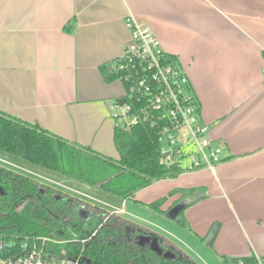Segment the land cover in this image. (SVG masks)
<instances>
[{"label":"crops","instance_id":"0c3cea01","mask_svg":"<svg viewBox=\"0 0 264 264\" xmlns=\"http://www.w3.org/2000/svg\"><path fill=\"white\" fill-rule=\"evenodd\" d=\"M129 14L178 57L223 161L113 198L175 220L215 264L264 257V0H0V111L118 158L125 87L101 67L130 42ZM183 201L187 225L168 216Z\"/></svg>","mask_w":264,"mask_h":264},{"label":"trees","instance_id":"16d2710c","mask_svg":"<svg viewBox=\"0 0 264 264\" xmlns=\"http://www.w3.org/2000/svg\"><path fill=\"white\" fill-rule=\"evenodd\" d=\"M168 59L178 60L166 53ZM117 60L101 67L107 82L125 84V69ZM115 63V64H114ZM114 158L70 141L38 123L0 111V149L81 183L128 199L159 180L186 170L162 160L157 128L140 122L130 128L116 125ZM231 157H226L228 160ZM0 256L18 257L45 242L49 259L80 264H199L172 242L113 211L7 166H0ZM177 189L171 191L174 194ZM164 196L149 204L160 209ZM169 211V210H168ZM167 212V211H165ZM177 221L187 225L182 215ZM149 238L143 242L142 238ZM157 238L161 252L152 248ZM166 253H171L167 256ZM240 257L232 258L236 260ZM252 259L253 255L242 257ZM232 260H227L230 262Z\"/></svg>","mask_w":264,"mask_h":264},{"label":"built area","instance_id":"2783aa9c","mask_svg":"<svg viewBox=\"0 0 264 264\" xmlns=\"http://www.w3.org/2000/svg\"><path fill=\"white\" fill-rule=\"evenodd\" d=\"M126 23L131 40L123 54L115 59L116 67L128 72L123 84L125 93L122 98L125 102L118 100L113 105L119 108L115 113L116 125L130 128L140 122L149 123L157 128L165 163L177 162L186 171H214L223 161V147L210 135V126L203 119L188 75L179 60L168 59L167 52L149 24L133 14L127 16ZM0 160L8 162L3 158ZM51 181L63 186L58 181ZM41 239L39 248L35 244L33 250L23 256H0V264H80L79 260L49 259L44 252L49 238ZM232 264H264V257H240L232 260Z\"/></svg>","mask_w":264,"mask_h":264},{"label":"rangeland","instance_id":"374dc122","mask_svg":"<svg viewBox=\"0 0 264 264\" xmlns=\"http://www.w3.org/2000/svg\"><path fill=\"white\" fill-rule=\"evenodd\" d=\"M0 158H3L6 161H8V162H5V161L0 160V166L3 165L9 168H13L27 175L38 178L39 180L46 182L50 185L56 186L80 198H83L85 200L98 204L106 208L107 210L116 211L121 216L136 222L140 226L146 227V229L148 230L150 229L152 231H155L163 235L165 238L177 243L180 248L185 250L187 254L192 259L197 261L199 264H215L213 262V259H211L208 256L207 252L205 253L203 251V248L201 249L194 243L188 241L186 238L185 239L183 238V233L182 232L179 233V232L184 231V230L181 227H179L178 224H176V222H174L175 220L169 221L167 220L168 218L161 217L158 214H153V212H150L145 207L140 208L138 205H136L135 203L131 201H128L126 203L127 212L124 213V211H122V209L119 208L123 205V201H121L120 199L113 198L114 195L98 187L90 186L86 183H81L73 178L64 176L58 172H54L42 166L35 165L23 159L22 157L12 155L1 149H0ZM25 169H27L29 172L26 171ZM51 180L58 181L63 186L58 185L56 182H53ZM64 184L76 190L73 191L65 187ZM0 192H2L1 184H0ZM87 194L91 197H88ZM113 204L118 207H115ZM172 228H174L175 231ZM168 229H170L171 231H169ZM218 264H227V263L222 260ZM229 264H232V261H230Z\"/></svg>","mask_w":264,"mask_h":264},{"label":"water","instance_id":"95a60500","mask_svg":"<svg viewBox=\"0 0 264 264\" xmlns=\"http://www.w3.org/2000/svg\"><path fill=\"white\" fill-rule=\"evenodd\" d=\"M120 103H124L125 99L121 98L119 99ZM187 203L185 201L178 203L177 205L173 206L169 211H168V216L171 217L172 219H176L180 212L186 207ZM149 238L143 237L142 241L146 242L148 241ZM151 246L154 250L161 252V248L159 246V243L157 241V238H154L153 241L151 242ZM167 256H171L170 253H166Z\"/></svg>","mask_w":264,"mask_h":264}]
</instances>
